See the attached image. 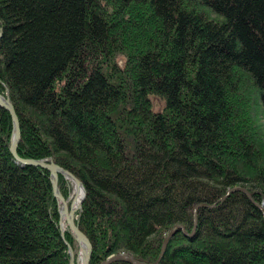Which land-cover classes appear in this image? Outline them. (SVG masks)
<instances>
[{
  "label": "trees",
  "instance_id": "1",
  "mask_svg": "<svg viewBox=\"0 0 264 264\" xmlns=\"http://www.w3.org/2000/svg\"><path fill=\"white\" fill-rule=\"evenodd\" d=\"M0 28L18 156L80 181L90 264L154 263L200 204L159 264H264V0H0ZM12 132L0 107V264H69L49 173L15 162ZM234 187L254 203L219 202Z\"/></svg>",
  "mask_w": 264,
  "mask_h": 264
},
{
  "label": "water",
  "instance_id": "2",
  "mask_svg": "<svg viewBox=\"0 0 264 264\" xmlns=\"http://www.w3.org/2000/svg\"><path fill=\"white\" fill-rule=\"evenodd\" d=\"M2 37V29L0 28V40ZM0 107L6 110L12 120V125H13V132H12V137L10 139V147L9 151L13 159L15 160L16 163H18L21 167H36V168H41L49 173V180L51 183L52 187V196L53 199L56 202L57 205V211L59 214V223L58 227L60 230V238L62 239L64 245L67 248L68 255H69V264H78V254L80 253L82 255V264H90V258H91V253H92V244L88 240V238L78 229V226L75 223V213L76 211L80 208L82 200L85 196L84 188L80 181L69 171L64 170L63 168L59 167L56 165L54 162L51 160L49 161H44V160H31V159H22L18 156L17 153V148L18 144L20 142L21 138V133H20V125L18 121V117L16 115V112L10 103L8 97H3L0 95ZM59 175L63 176L65 180H67L73 187L72 189V194H74V198L72 201L68 204L69 198L65 199L62 194L59 191L58 185H59ZM80 190L83 191V197L82 200L80 201L78 208L76 210L72 209V203L76 200V197ZM234 192H241L246 197L253 202L252 200V194L245 188L243 187H234L230 190L227 191V193L220 199L219 202H224L226 198L229 197L230 194ZM254 203V202H253ZM254 205L262 212L264 216V207L259 206L254 203ZM215 205H205V204H200L194 209V214H193V219H194V227L193 230L190 234H188L185 229L182 226H175L165 237L162 243L161 251L160 254L157 258V260L152 263V264H159L161 258L163 257L166 246L169 242V240L178 232L182 231L184 235L187 237H192L195 233L196 225H197V211L200 208H214ZM68 229L69 233L71 234L72 238L77 244L79 253L75 255L74 250L70 246V244L66 241L65 239V231ZM116 261H123L126 263H131V264H148V263H143L135 260L134 258L130 256H126L123 254H117L114 255L110 258H108L106 261H104L101 264H111Z\"/></svg>",
  "mask_w": 264,
  "mask_h": 264
},
{
  "label": "bare ground",
  "instance_id": "3",
  "mask_svg": "<svg viewBox=\"0 0 264 264\" xmlns=\"http://www.w3.org/2000/svg\"><path fill=\"white\" fill-rule=\"evenodd\" d=\"M72 189H73V187H72ZM73 195V197H70V202L72 201V199L74 198V194H72V191H71V196ZM83 195V191L82 190H80V192L78 193V195H77V197H76V200L72 203V209L73 210H76L77 208H78V205H79V203H80V201L82 200V196ZM85 197V196H84ZM84 199V198H83ZM83 201V200H82ZM68 204H69V202H68ZM82 204V203H81ZM81 207V206H80ZM80 209V208H79ZM79 209L77 210V211H79ZM76 211V212H77ZM77 258H78V264H82V255L79 253L78 254V256H77Z\"/></svg>",
  "mask_w": 264,
  "mask_h": 264
},
{
  "label": "rangeland",
  "instance_id": "4",
  "mask_svg": "<svg viewBox=\"0 0 264 264\" xmlns=\"http://www.w3.org/2000/svg\"><path fill=\"white\" fill-rule=\"evenodd\" d=\"M152 102H153V104H154V108L157 110V109H159V101L156 99V98H153L152 99ZM264 114L262 113V123L264 124V116H263ZM71 197H73V195L71 196ZM76 243V242H75ZM78 253H79V250H78Z\"/></svg>",
  "mask_w": 264,
  "mask_h": 264
}]
</instances>
